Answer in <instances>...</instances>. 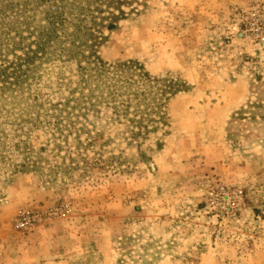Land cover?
I'll list each match as a JSON object with an SVG mask.
<instances>
[{"label":"rangeland","instance_id":"obj_1","mask_svg":"<svg viewBox=\"0 0 264 264\" xmlns=\"http://www.w3.org/2000/svg\"><path fill=\"white\" fill-rule=\"evenodd\" d=\"M56 5L0 0V264H264V0L121 1L147 118L56 55L10 85Z\"/></svg>","mask_w":264,"mask_h":264},{"label":"trees","instance_id":"obj_2","mask_svg":"<svg viewBox=\"0 0 264 264\" xmlns=\"http://www.w3.org/2000/svg\"><path fill=\"white\" fill-rule=\"evenodd\" d=\"M57 1L58 5L48 10L46 25L29 34H36V40L31 42L34 48L32 44L27 48L22 46L26 38L19 34L13 50L21 48L23 53L9 63V79L14 80L10 85H18V79L33 73L38 61H49L56 55L78 61L86 85H91L89 92L92 95L97 91L99 98L105 96L112 101H120L123 108L127 109V103L138 102L133 114L146 118L151 116L160 107L159 101L156 102L157 98L148 101L151 92L147 94L132 90L146 78L142 67L131 62L110 65L97 55L96 48L103 31H111L119 23L118 10L122 0ZM258 21L259 30L264 34V19L258 17ZM141 100L146 104H140Z\"/></svg>","mask_w":264,"mask_h":264}]
</instances>
